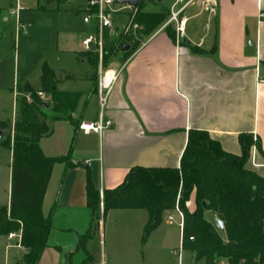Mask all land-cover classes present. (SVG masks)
<instances>
[{
  "label": "crops",
  "instance_id": "crops-1",
  "mask_svg": "<svg viewBox=\"0 0 264 264\" xmlns=\"http://www.w3.org/2000/svg\"><path fill=\"white\" fill-rule=\"evenodd\" d=\"M66 1L57 0L58 7ZM216 2L215 12L206 10L201 0L186 7L184 15L188 22L181 40L185 52H179L176 32L171 27L172 32L157 29L143 37L126 59H123V49L111 59L107 68L122 65L124 68L107 106V115L113 124L101 135L79 130L81 121L96 120L100 112L98 74L93 80L91 76L96 69L81 43L84 37L95 31L93 23L87 24L83 20L87 0L72 15H81L88 30L75 31L73 35L63 31L58 42L59 56L69 55L86 66L83 73L65 65L55 66L44 59L39 81L34 83L25 74L18 78L20 60L16 54L12 56L16 75L12 112L10 117H0V121L7 122L12 130L19 111V99L24 94L21 87L27 81L35 89L40 88L44 62L57 75V89L78 96L71 117L48 119L52 133L40 139L46 156L67 157V161L55 163L45 193L42 210L45 215L52 216V229L38 264H67L70 261L77 264L86 253L94 257L90 248L100 233L99 243L105 248L104 264H122L123 256L134 260L136 256L140 257L136 248H146L149 244L151 235L143 241L147 210L105 211L100 205L99 226L85 248L79 249V239L88 231L92 219L86 191L89 176L103 194L104 190L122 183L134 166L179 167L191 128L207 130L223 149L234 154L241 153L239 135L251 133L259 139L264 152V19H259V12H264V0ZM121 14L126 17L124 21L117 17L114 20V26L120 29L127 21V13ZM200 16H204V29L201 32L189 30L190 20ZM3 19L8 20L7 17ZM20 33L17 30V36ZM9 35L12 42V33ZM6 45L8 33L0 27V110L5 109L2 90L8 59ZM195 48L202 52H196ZM2 139L0 148H3ZM8 150L12 172V151ZM247 166L264 177V154L256 147L252 149ZM9 203L10 196L0 207ZM187 206L190 211L195 209V193ZM172 211L174 209L165 211L163 222L151 234L159 231ZM175 211L172 216L174 222L179 223ZM206 215L216 219L212 212L208 211ZM109 227L113 230L111 234ZM107 237L110 239V253L107 251ZM127 242L130 246L125 251L122 245ZM95 263L99 264L96 259Z\"/></svg>",
  "mask_w": 264,
  "mask_h": 264
},
{
  "label": "trees",
  "instance_id": "trees-1",
  "mask_svg": "<svg viewBox=\"0 0 264 264\" xmlns=\"http://www.w3.org/2000/svg\"><path fill=\"white\" fill-rule=\"evenodd\" d=\"M143 5L140 1L139 7ZM169 7L159 11H142L138 17L143 30L137 40L123 53L126 59L146 35L156 31L168 18ZM171 26L166 29L172 32ZM123 36L106 38L104 67L124 48ZM135 40V38H134ZM196 52H202L197 50ZM97 69L98 59L93 51L86 52ZM97 79L96 73L92 76ZM55 71L44 62L41 67L40 88L24 82L19 99V111L14 122V134L1 144L12 151L11 193L9 205L0 207V233L19 232V244L24 249V264H38L52 229V216L42 210L45 193L53 167L66 162L67 157H48L40 139L52 133L45 109L49 102L38 93L50 95L54 115L51 120L70 118L78 101L77 94L59 91ZM30 94L31 101L26 95ZM0 121V129L9 128ZM241 153L226 151L207 130L191 128L179 167L130 168L122 183L112 189H97L91 177L86 191L92 219L88 231L79 239V249L99 226L101 198L105 211L110 209H145L148 220L143 241L163 222L165 211L178 205L184 216L182 247L192 251L201 264H264V177L247 166L253 147L264 154L259 139L251 133L239 135ZM192 193L196 207L190 211L187 202ZM224 222L221 229L216 219ZM193 237V239H191ZM67 264H76L70 261ZM77 264H96L94 257H86Z\"/></svg>",
  "mask_w": 264,
  "mask_h": 264
},
{
  "label": "rangeland",
  "instance_id": "rangeland-1",
  "mask_svg": "<svg viewBox=\"0 0 264 264\" xmlns=\"http://www.w3.org/2000/svg\"><path fill=\"white\" fill-rule=\"evenodd\" d=\"M141 1L143 5L135 12L136 17H138L142 11H159L162 7H169L172 3V0H162L160 2L157 0ZM84 2L85 0H67L58 7L57 0H20L19 3L23 7L20 20L27 24H31V28L27 33H20L17 36V18L11 11L16 8L18 1L0 0V27L8 33V45H6L8 59L4 69L6 80L4 81V90H2L5 93L2 104L5 109L0 110V117H10L12 112L13 87H15L14 80L16 78L13 55L16 54L17 59L19 58L20 60L18 78L20 79L22 75L25 74L26 77L34 83L39 81L40 66L44 59H47L55 66L65 65L66 67L77 70L78 73H83L86 66L84 67L83 64L69 55L59 56L60 48L58 47V42L61 34L64 33L63 31H69L70 34L73 35L75 31L88 30L82 22L81 15H72V13L84 4ZM43 7L47 9L45 10ZM3 17H7L8 20L5 21ZM116 17L119 21H124L126 18L124 14L116 15L115 18ZM134 22L139 24L136 33H125V31H121L120 28L115 27L111 32L105 33V37H108L110 40L116 36H123L124 43L131 46L137 40L138 36L141 35L144 27L137 18H135ZM204 27V16L192 18L188 26L189 30L194 29L198 32H201ZM10 33H12V42L9 35ZM98 69L99 68L96 69V74H98ZM42 100L49 102L48 109H45V113L48 115V119H50L51 116L54 115V111L51 109L52 102L50 95L46 94ZM3 130L5 131V136L2 140H6L14 134L12 128ZM10 166V152L3 146V148H0V205L6 204L10 196ZM174 211L169 213V215H173ZM175 212L177 213V211ZM166 221H164L165 223L159 231L151 234L149 244L146 248L144 246H141L140 249L139 247L138 249L136 248V251L140 253V257L136 256L134 260H131L129 257L123 256L121 263L201 264L200 262H196L195 255L192 251L181 246L178 223L174 222L169 224ZM131 231L133 235V230ZM108 232L110 234L113 232L111 227H109ZM127 232L128 231H126V233ZM14 233H16V235L12 238L9 237V234L3 235L0 233V264H24V249L19 246V232ZM99 236V239H101V233ZM99 239L93 241L90 250L96 261H98L99 264H104L105 248L103 244L99 243ZM108 239L109 237H107V251L110 253L111 246L110 239ZM124 241H128V239ZM129 246L128 242L126 244L123 243V250L127 251ZM220 264H226V262L222 261Z\"/></svg>",
  "mask_w": 264,
  "mask_h": 264
},
{
  "label": "built area",
  "instance_id": "built-area-1",
  "mask_svg": "<svg viewBox=\"0 0 264 264\" xmlns=\"http://www.w3.org/2000/svg\"><path fill=\"white\" fill-rule=\"evenodd\" d=\"M18 4L14 10L11 11L17 18V30L21 33H27L30 25L20 20L19 14L23 10V7ZM141 1V0H140ZM195 0H172L170 5V13L168 18L161 24L158 30H164L168 26H172L176 32V39L179 52H185L186 48L181 45V40L185 36L186 25L188 22L187 17L184 15L186 7ZM206 10L209 12H215L217 7L216 0H201ZM138 7H133L129 4L119 3L118 0H87V9L84 12L83 20L87 24L93 23L95 25L94 33H91L83 38L82 48L83 51H93L98 59V79H97V98L100 106V112L98 118L93 121H81L79 124V130L85 134L91 132L102 134L106 129L112 126L113 120L107 115V106L110 96L113 92L114 86L121 75L124 65L119 68H106L104 67V51H105V33L111 32L114 26L115 16L121 13H127V21L121 27V31L125 33H136L139 26L135 23V12ZM259 19H264V12H259ZM264 82V79L262 80ZM41 99L46 95L43 92L38 93ZM28 101H31L30 94L26 95ZM101 205L104 207L103 199L101 198ZM175 210L179 215V227L182 230L184 225V216L179 206L177 205ZM168 223H174V217L172 215L167 218ZM16 233H9V237L12 238ZM21 238L20 233L18 234ZM193 239V237H191ZM20 242V241H19ZM19 246H21L19 244ZM182 246V242H181Z\"/></svg>",
  "mask_w": 264,
  "mask_h": 264
},
{
  "label": "water",
  "instance_id": "water-1",
  "mask_svg": "<svg viewBox=\"0 0 264 264\" xmlns=\"http://www.w3.org/2000/svg\"><path fill=\"white\" fill-rule=\"evenodd\" d=\"M157 1H162V0H157ZM119 3H122V4H129V5H132L133 7H138L139 3H140V0H118ZM130 48V46L128 44H125L123 50L126 51ZM4 136V131L2 129H0V140L3 138ZM216 223L218 225L219 228L223 229L224 228V222L219 220V219H216Z\"/></svg>",
  "mask_w": 264,
  "mask_h": 264
}]
</instances>
